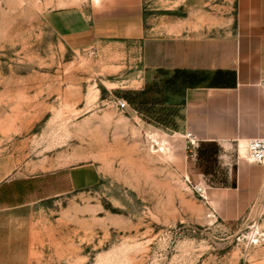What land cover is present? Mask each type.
<instances>
[{"label": "rangeland", "instance_id": "1", "mask_svg": "<svg viewBox=\"0 0 264 264\" xmlns=\"http://www.w3.org/2000/svg\"><path fill=\"white\" fill-rule=\"evenodd\" d=\"M53 1L98 12L113 0ZM231 3L141 0L148 21ZM44 10L45 0H0V183L30 182L5 202H30L44 224L35 264H264V165L253 163L263 174L248 197H209L186 177L179 143L149 125L171 126L169 109L149 119L116 105L134 91L138 45H75ZM80 166L97 180L47 178Z\"/></svg>", "mask_w": 264, "mask_h": 264}, {"label": "crops", "instance_id": "2", "mask_svg": "<svg viewBox=\"0 0 264 264\" xmlns=\"http://www.w3.org/2000/svg\"><path fill=\"white\" fill-rule=\"evenodd\" d=\"M106 7L96 12L45 0L44 13L50 27L75 45L106 39L138 45L131 94L141 93L136 105L146 118L171 111V126L149 125L169 145L179 143L186 177L205 183L212 199L221 192L248 197L263 174L239 153L245 154L242 145L249 139L264 136V0H232L202 15L188 5L185 15L156 21L145 18L141 0H113ZM168 91L174 99H168ZM63 174L64 187L68 182L71 188L99 177L95 169L80 166L47 178L61 187ZM21 182L0 183V264H35L37 242L44 236L30 202H5L19 191L28 193L30 182ZM232 204L228 198L226 205Z\"/></svg>", "mask_w": 264, "mask_h": 264}, {"label": "built area", "instance_id": "3", "mask_svg": "<svg viewBox=\"0 0 264 264\" xmlns=\"http://www.w3.org/2000/svg\"><path fill=\"white\" fill-rule=\"evenodd\" d=\"M261 86L264 94V79L262 80ZM116 105L120 109H125L129 104L126 99L119 98L116 100ZM191 136V132H187V137L193 144L195 140L192 139ZM244 146L248 160L264 165V136L251 138L244 144ZM199 189L204 191L201 187Z\"/></svg>", "mask_w": 264, "mask_h": 264}, {"label": "trees", "instance_id": "4", "mask_svg": "<svg viewBox=\"0 0 264 264\" xmlns=\"http://www.w3.org/2000/svg\"><path fill=\"white\" fill-rule=\"evenodd\" d=\"M141 93L140 92H133L129 97L128 99L130 100V102L132 104H137L141 101ZM143 100L145 101V99L143 98ZM143 101V102H144Z\"/></svg>", "mask_w": 264, "mask_h": 264}, {"label": "bare ground", "instance_id": "5", "mask_svg": "<svg viewBox=\"0 0 264 264\" xmlns=\"http://www.w3.org/2000/svg\"><path fill=\"white\" fill-rule=\"evenodd\" d=\"M151 135H153V134H151ZM153 136H155V135H153ZM243 146V148L245 149V146H244V144L242 145ZM246 150V149H245ZM246 156H247V154H246Z\"/></svg>", "mask_w": 264, "mask_h": 264}]
</instances>
